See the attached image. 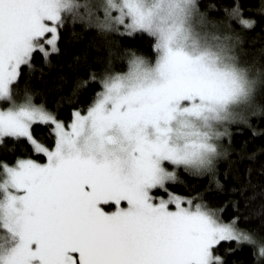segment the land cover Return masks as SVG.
Returning <instances> with one entry per match:
<instances>
[{"label":"snow or ice","instance_id":"6c2138e0","mask_svg":"<svg viewBox=\"0 0 264 264\" xmlns=\"http://www.w3.org/2000/svg\"><path fill=\"white\" fill-rule=\"evenodd\" d=\"M244 11L241 0L223 8L226 22L251 30ZM69 21L147 39L154 60L127 52V71L99 78L86 112L66 125L18 83L23 68L36 71V54L47 66L60 53ZM216 27L198 0H0V145L23 140L47 160L0 162V264H224L222 243L264 258V238L239 228V217L224 222L222 209L169 190L181 170L222 187V141L256 114L264 81L238 62L239 36ZM38 125L52 147L34 135ZM246 180L234 191L248 192L251 169Z\"/></svg>","mask_w":264,"mask_h":264},{"label":"trees","instance_id":"16d2710c","mask_svg":"<svg viewBox=\"0 0 264 264\" xmlns=\"http://www.w3.org/2000/svg\"><path fill=\"white\" fill-rule=\"evenodd\" d=\"M259 3L260 0H241L244 16L255 21L254 28L245 30L235 21L226 22L223 8H231L232 0H198L200 12L217 26V34L239 36L235 48L238 62L248 68L253 76L259 73L258 79L264 81V15L257 13ZM60 35V53L52 56L47 66L36 54V71L23 68L18 88L21 95L25 89L32 92L35 103H42L66 124L71 122L75 110L86 112L95 94L101 90L99 78L109 72L127 71V52L134 51L154 60L147 39L103 34L95 27L72 24L70 21L61 29ZM40 68H43V75ZM92 74L97 77V82L88 79ZM83 81H88L87 86L78 87ZM254 110L256 114L247 117L251 127L243 123L232 124L229 126L231 144H228L227 138L222 141L229 150L227 157L217 164L218 180L222 187H218L209 176H192L181 170L178 172L179 182L170 185L169 190L186 198H198L213 209H222L220 218L224 222L239 217V228L264 238V83L258 85ZM253 130L257 133L255 136ZM34 135L45 146L54 145V136L48 126H34ZM253 154L256 159L249 160L247 157ZM26 158L40 162L46 160L41 154L33 152L32 147L23 140L0 145V162L12 166L17 159ZM249 169L251 185L248 192L241 195L234 189L247 183ZM253 192L257 194L256 198L246 203ZM233 202H236L235 207ZM217 254L223 257L224 264H264V258H255L249 246L237 248L234 243H222Z\"/></svg>","mask_w":264,"mask_h":264},{"label":"rangeland","instance_id":"374dc122","mask_svg":"<svg viewBox=\"0 0 264 264\" xmlns=\"http://www.w3.org/2000/svg\"><path fill=\"white\" fill-rule=\"evenodd\" d=\"M88 2L89 3H91V4H98V3H100L101 2V0H88ZM2 107H4V104H3V102H0V108H2ZM82 114H84V113H82ZM62 121V120H61ZM63 122V121H62ZM66 124V123H65ZM67 125V124H66ZM46 158V157H45ZM26 159H33V158H26ZM33 160H35V159H33ZM36 162H38V163H41V164H43V163H46L47 162V160H45V161H43V162H40V161H38V160H35ZM12 166H14V165H12ZM170 207H174V206H170Z\"/></svg>","mask_w":264,"mask_h":264}]
</instances>
